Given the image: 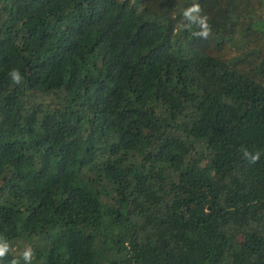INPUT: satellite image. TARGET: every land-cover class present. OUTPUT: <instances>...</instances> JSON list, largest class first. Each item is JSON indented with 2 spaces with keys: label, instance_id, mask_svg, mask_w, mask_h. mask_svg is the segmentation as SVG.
<instances>
[{
  "label": "trees",
  "instance_id": "16d2710c",
  "mask_svg": "<svg viewBox=\"0 0 264 264\" xmlns=\"http://www.w3.org/2000/svg\"><path fill=\"white\" fill-rule=\"evenodd\" d=\"M263 8L0 0V264H264Z\"/></svg>",
  "mask_w": 264,
  "mask_h": 264
},
{
  "label": "clouds",
  "instance_id": "9594fccd",
  "mask_svg": "<svg viewBox=\"0 0 264 264\" xmlns=\"http://www.w3.org/2000/svg\"><path fill=\"white\" fill-rule=\"evenodd\" d=\"M183 18V23H178L176 25V30L179 32L181 30H192L195 27L196 30L192 31L194 37L200 39H208L212 34V27L209 23V17L207 14H203L202 8L199 3L193 2L190 6L184 8L181 12ZM10 80L13 85H22L23 76L18 69H12L9 73ZM243 157L249 161V163H256L261 153L259 151L252 153L248 149H242ZM10 246L8 242L0 238V261L9 254ZM34 250L31 246L26 247L20 254V258L13 257L9 264H21V259L23 264H32L34 258Z\"/></svg>",
  "mask_w": 264,
  "mask_h": 264
},
{
  "label": "rangeland",
  "instance_id": "374dc122",
  "mask_svg": "<svg viewBox=\"0 0 264 264\" xmlns=\"http://www.w3.org/2000/svg\"><path fill=\"white\" fill-rule=\"evenodd\" d=\"M264 9V8H263Z\"/></svg>",
  "mask_w": 264,
  "mask_h": 264
}]
</instances>
